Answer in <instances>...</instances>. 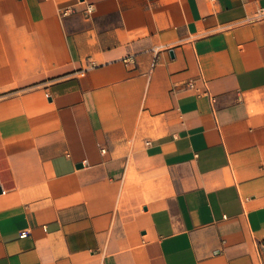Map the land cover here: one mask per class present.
Returning <instances> with one entry per match:
<instances>
[{
	"label": "crops",
	"instance_id": "crops-1",
	"mask_svg": "<svg viewBox=\"0 0 264 264\" xmlns=\"http://www.w3.org/2000/svg\"><path fill=\"white\" fill-rule=\"evenodd\" d=\"M261 8L0 0V264H264Z\"/></svg>",
	"mask_w": 264,
	"mask_h": 264
},
{
	"label": "built area",
	"instance_id": "built-area-1",
	"mask_svg": "<svg viewBox=\"0 0 264 264\" xmlns=\"http://www.w3.org/2000/svg\"><path fill=\"white\" fill-rule=\"evenodd\" d=\"M207 2H210V3H215L217 0H205ZM73 13V8H70V7H67V8H64L60 11V16L62 18L70 15ZM93 13V6L91 4H87L84 8V11H83V16L84 18H88L92 15ZM256 18H264V8H261L258 10L257 14H256ZM187 87L189 89H194V84L193 82H188L187 83ZM25 234H22V236H24ZM261 249L262 251H264V245L261 246Z\"/></svg>",
	"mask_w": 264,
	"mask_h": 264
}]
</instances>
